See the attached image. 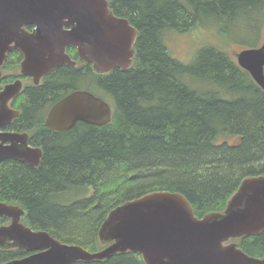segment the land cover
Instances as JSON below:
<instances>
[{"label":"trees","instance_id":"1","mask_svg":"<svg viewBox=\"0 0 264 264\" xmlns=\"http://www.w3.org/2000/svg\"><path fill=\"white\" fill-rule=\"evenodd\" d=\"M109 3L139 30L132 66L98 74L90 64L63 65L41 84H26L13 100L21 113L8 128L31 134V143L43 150L41 163L32 167L14 159L0 161L1 201L20 205L24 223L33 229L91 251L100 249L99 229L119 204L168 190L184 194L202 217L223 211L245 177L264 174V90L221 49H201L194 62L184 64L164 41L166 33H181L208 20L231 33L244 17L245 29L258 30L264 17L254 12L264 11V0ZM243 34L236 39L241 41ZM21 58L18 50L8 53L0 89L22 77L6 72ZM80 84L111 99L112 121L103 126L78 122L65 131L47 128L49 108L82 89ZM81 190L87 194L69 196ZM6 221L0 217V224ZM238 246L264 257V230L239 239ZM25 255L21 249H0V264ZM75 264L145 263L140 253L127 251Z\"/></svg>","mask_w":264,"mask_h":264},{"label":"water","instance_id":"2","mask_svg":"<svg viewBox=\"0 0 264 264\" xmlns=\"http://www.w3.org/2000/svg\"><path fill=\"white\" fill-rule=\"evenodd\" d=\"M34 25L33 30L25 26ZM138 29L116 15L108 0H0V81L7 54L19 49L21 74L35 84L54 69L70 64L69 46L97 73L128 69L135 55ZM238 64L264 90V42L236 53ZM16 79L0 90V161L14 159L37 167L43 150L27 131L7 130L21 111L11 106L21 93ZM113 119L108 101L86 89H75L49 109L45 126L55 131L84 122L103 126ZM25 210L0 200V247H17L28 255L2 264H75L109 258L115 253H140L145 264H264V257L243 251L237 240L264 230V174L245 177L223 211L199 217L180 192L155 190L114 207L99 229L102 249L65 243L47 230L22 222Z\"/></svg>","mask_w":264,"mask_h":264},{"label":"rangeland","instance_id":"3","mask_svg":"<svg viewBox=\"0 0 264 264\" xmlns=\"http://www.w3.org/2000/svg\"><path fill=\"white\" fill-rule=\"evenodd\" d=\"M254 14H257V16L260 18L262 16L264 17V11L261 13L254 12ZM239 20L236 21L232 27L231 33L227 32L223 27L218 30V25L213 23V21L208 20L203 24L201 23L200 25L181 33L177 31L166 33L164 41L171 55L184 64H190L194 62L201 49L211 47L221 49L235 58L236 53L242 49H245V47L249 44L257 43L256 46H260L264 42V21L260 24V28H258V30L253 31L245 29L246 25L244 17H241ZM254 27L255 25H249V29H254ZM242 30L244 31V34L241 37V41H239V39H236V37L239 36V33ZM6 72L8 74H19L20 64L14 66ZM31 82L32 81L29 78L24 80L25 85ZM196 82L192 83L194 84L193 86L195 88H199L202 91L208 90L205 89L206 87L204 84ZM90 83L92 84V82ZM80 86L86 88L87 85L84 86L80 84ZM95 93L104 97L113 106L111 99H109L103 92L96 90ZM86 194L87 190L84 193L81 190L77 192V194L72 193L69 194V196L72 198L84 196Z\"/></svg>","mask_w":264,"mask_h":264}]
</instances>
